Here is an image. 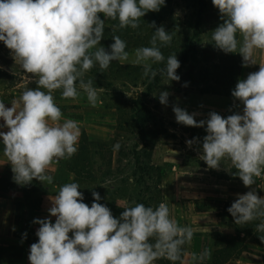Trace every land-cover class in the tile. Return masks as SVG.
<instances>
[{
    "label": "clouds",
    "instance_id": "clouds-1",
    "mask_svg": "<svg viewBox=\"0 0 264 264\" xmlns=\"http://www.w3.org/2000/svg\"><path fill=\"white\" fill-rule=\"evenodd\" d=\"M166 0H0V42L11 51L37 87H26L19 98L6 107L0 99V144L6 162L11 165L13 181L27 185L33 180L52 184V166L78 152L81 128L78 121L64 117L54 93L77 100L83 91L95 107L99 101L93 80L85 74L95 66L107 70L113 61L129 60L126 41L113 36L106 50L101 45L105 20H118L119 28L136 29L148 12H158ZM222 23L211 33L215 48L239 53L242 67L256 65V54L264 52V0H211ZM104 19H101V15ZM155 29L151 46L135 49L133 63L142 65L149 80L157 74L179 81L176 55H163L161 48L172 41V33L163 26ZM242 37V39H238ZM165 67L154 70L153 64ZM185 86H187L185 84ZM167 91H160L159 102L166 105ZM232 97L243 105L241 113L223 118L210 112L207 120L197 122L195 114L173 107L177 123L205 127L201 151L208 168L219 170L229 159L245 187L264 177V65L238 80ZM186 141L191 146L195 142ZM120 144L114 145L119 150ZM4 162V163H6ZM4 163L0 164L3 165ZM103 187V186H102ZM78 182L65 183L51 198L49 218L34 219L39 225L38 241L30 245V264H204L210 250L190 254L185 246L194 235L190 226H181L172 218L166 203L146 206L135 201L125 203L119 217L100 203L93 191L91 206L84 203ZM237 225H246L264 217V197L256 190L237 194L227 209ZM264 231V224L258 226ZM71 233V236H69ZM26 238V233L23 234Z\"/></svg>",
    "mask_w": 264,
    "mask_h": 264
},
{
    "label": "rangeland",
    "instance_id": "rangeland-1",
    "mask_svg": "<svg viewBox=\"0 0 264 264\" xmlns=\"http://www.w3.org/2000/svg\"><path fill=\"white\" fill-rule=\"evenodd\" d=\"M198 7V0H166L165 6L158 12L146 13L138 28H130L127 35L138 36L129 40V60L118 62L136 68L111 72L110 68L101 70L97 65L85 74L84 79H92L98 90L99 101L95 107L89 104L83 91L75 101L61 98L59 90L54 95L64 117L78 121L81 131L85 130L90 138L106 144H120L121 158L112 163L110 172L104 174L94 170L95 181H85L80 184V189L98 187L102 191L109 190L110 193L116 191L113 196L116 197V204L120 206L136 201V198L149 199L153 207L162 202L166 203L172 218L179 225H187L198 233L206 234V244L208 243L213 255L216 240L223 236H233L238 226L227 209L235 201L237 194H244L253 188L257 195L262 197L264 177L257 178L256 184L245 187L239 177L234 175L236 169L229 159L221 161L219 170L208 168L200 159L203 137L207 134L205 129L195 128L190 131L168 117L169 114H174V105L171 104L181 95L189 92L201 93L204 87L215 91L223 89L225 82L220 79L225 74L222 71L231 67L230 57L234 58V53L225 54L210 43L211 32L223 22L218 9L209 0L208 10L201 15L199 21ZM101 19H104L103 15ZM108 21L109 19H106L105 24H108ZM153 22L157 27L163 26L167 32L172 33L171 43L162 47L161 51L165 58L176 55L180 62V67L176 70L179 81H170L167 84L166 77L159 73L155 79L149 80L143 75V66L133 63L135 49L151 46L150 40L155 31L150 26ZM118 27L119 22L116 20V29ZM136 40L137 45L133 44ZM103 47L107 50L106 46ZM184 56L187 59L182 63ZM0 67L14 75L16 80L14 86L0 84V99L6 107H11V101L19 98L26 87H37L35 80L28 82L27 75L31 74L24 72L3 42H0ZM152 67L159 70L164 68L165 64H153ZM251 72L252 67L241 65V77L239 76L238 80H242V75L243 79H246ZM160 91L169 93L166 105L159 102ZM136 98L138 101L142 100L143 105L154 115L142 128L134 122L132 116L133 100ZM0 123L3 121L0 120ZM0 131L6 132L7 129ZM142 138L149 144L154 143L151 161L158 167V170H152L145 179L139 176V170L131 157L134 148L142 147ZM193 138L196 140L191 146L186 144V141ZM3 147L0 144V164L7 159L3 154ZM115 151L116 156L118 150ZM62 161L54 177L61 185L73 182L71 174L60 170ZM96 162L95 167L100 165L97 158ZM101 167L105 169L103 165ZM13 175L9 163L0 165V177L7 179L6 183L10 180L7 190L2 191L0 186V197H22L27 206L29 200L40 197L38 192L26 200L23 186L13 181ZM158 175L161 176L160 184L157 183ZM100 180L103 183L99 184ZM125 193L134 198H126ZM104 198L109 200V197ZM18 216L14 220L12 218L8 230L0 234V264H30L26 253L37 238L36 230L25 217ZM253 221H257L258 225L264 224V217ZM25 233L26 238L23 236ZM193 238L190 244L185 246V253L194 244ZM245 243L248 249L242 248L239 257L247 255L248 252L254 255L256 250L263 247L251 237L246 239ZM165 260H157L156 264H166Z\"/></svg>",
    "mask_w": 264,
    "mask_h": 264
},
{
    "label": "trees",
    "instance_id": "trees-1",
    "mask_svg": "<svg viewBox=\"0 0 264 264\" xmlns=\"http://www.w3.org/2000/svg\"><path fill=\"white\" fill-rule=\"evenodd\" d=\"M198 20L201 19V15L208 10L209 7V0H198ZM102 16V15H101ZM200 21V20H199ZM108 24H105V30H104V38L101 40V44L103 46L107 47V50L109 48V45L113 43L112 37L113 36H120V38L124 41H126L127 49L128 46L131 44L129 40H133V38L136 37L137 34L127 35L130 27L119 28L116 29V20H110L107 22ZM123 32V33H122ZM138 36V35H137ZM133 44H138L137 40L134 41ZM187 57L182 58V63L186 61ZM231 67L226 68L222 71L224 76H221V81H224L223 89L221 90H211L208 88L202 89L200 92H210V93H216V94H222V95H231V91L234 89L239 75V67H241L242 63L237 61V59L234 57H230ZM110 71L116 72V70H124L129 68H136L133 65H123L119 63L118 61H113L110 65ZM16 80L14 75L9 73L8 71L4 70L0 67V84H11L15 85ZM150 88L148 87V91ZM143 96L145 94L143 93ZM133 119L134 122L140 127H144L147 123H149L153 118L154 115L151 113L150 110H148L144 105L143 101H138L137 98L133 100ZM183 127L187 128L190 131L195 130L196 127L192 126H185L181 124ZM142 147L134 148L131 152V157L134 160V164L139 170L140 177L144 178L150 175L152 170H158V167L152 164L151 158H152V150L154 147V143L149 144L145 139H141ZM114 144H106L99 141H96L87 134L85 130L81 131V136L79 140V147L78 152L71 157L70 159H63L62 161V167L60 170H62L64 173L68 172L73 176V181L78 182L79 184H84L85 181H95L94 177V170H98L100 172H104V174H107L111 170V166L113 162H116V160L120 159L121 150H118V154L116 156L115 153ZM144 157V158H142ZM96 158L99 161L100 165L95 167ZM142 159V161H141ZM104 166L105 169L103 170L101 166ZM97 175V174H96ZM99 175V174H98ZM157 183L160 184L161 176H157ZM7 179L0 177V186L3 189L2 191H5L8 189L9 185L6 183ZM59 183V181L55 178L54 182ZM103 183L102 180L99 181V184ZM138 183V182H137ZM41 183L39 181L33 180L31 183L27 185H23V192L25 199H29L30 197H33L36 193L39 192ZM4 186V187H2ZM83 193L84 200L83 202L91 206V203L93 202L92 192L96 191L99 192L102 199L100 203L106 205L112 212L114 217H119L121 212L123 211L122 206L116 204V197L114 193L116 191H112L111 193L108 191H102V189H99L98 187L94 188H85L83 190L78 189ZM137 194V193H136ZM107 195V196H106ZM124 196L128 199H133L134 197H131L129 193H125ZM104 197H109V200L106 201ZM135 202L137 203H143L146 206H152V203L149 202V199H138ZM40 202L39 197H34L31 200L28 201V206L31 208L36 207ZM257 221H251L250 223L246 225H238L236 228V232L233 236H223L216 240L215 249L213 251L212 260L210 262H204V264H225L231 260H234L238 258L241 254V251L243 249H248V246L246 245V239L251 237L254 238L257 243H261L264 247V231L259 230ZM37 237V236H36ZM38 241V237L35 238L36 243ZM243 248V249H242ZM2 255V252L0 250V256ZM166 264H170L168 260L164 261Z\"/></svg>",
    "mask_w": 264,
    "mask_h": 264
},
{
    "label": "crops",
    "instance_id": "crops-1",
    "mask_svg": "<svg viewBox=\"0 0 264 264\" xmlns=\"http://www.w3.org/2000/svg\"><path fill=\"white\" fill-rule=\"evenodd\" d=\"M238 39H242L239 37ZM234 57L242 63V57L239 53H234ZM256 65L249 66L252 67V72H256L259 70L260 65H264V52H258L256 54ZM251 72V73H252ZM241 77V76H240ZM243 79V75H242ZM179 107L185 110L189 114H195L194 119L199 122L200 120H207L208 114L210 112H215L221 115L223 118H226L229 115L235 113H241L243 111V105L239 103V101L235 100L232 95H222L216 93H185L178 97L171 106ZM169 118L176 120L174 114H169ZM206 127V126H205ZM205 127H196L199 129H205ZM61 160L52 166L51 174L55 177L57 169L60 165ZM10 180L8 181V183ZM63 185V184H62ZM59 183L53 181L52 184L43 183L40 187V202L39 204L31 208L27 206L22 197H0V234L5 233L8 228L10 221L19 217H25L26 221L32 226H34L37 231L39 225L34 224V219H44L49 218L51 222H55V217H50L49 208L52 206L51 198L55 196V193L58 192L59 187L62 186ZM262 197H264V191L262 192ZM24 223V222H23ZM193 232H196L193 229ZM206 234L203 233H194V244L187 250L185 259L187 260L190 254L199 255L205 249L210 250L208 243L206 244ZM71 236V233H69ZM29 256V252L26 253V257ZM212 260V252L211 258L206 261ZM232 261V260H231ZM229 261L225 264H264V247L262 249L256 250L254 255L250 252L247 255L238 257L234 259L232 262Z\"/></svg>",
    "mask_w": 264,
    "mask_h": 264
}]
</instances>
